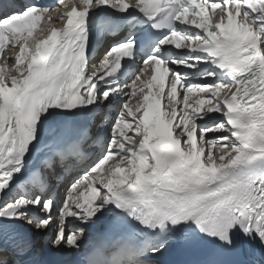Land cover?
Segmentation results:
<instances>
[{
  "label": "snow or ice",
  "instance_id": "obj_1",
  "mask_svg": "<svg viewBox=\"0 0 264 264\" xmlns=\"http://www.w3.org/2000/svg\"><path fill=\"white\" fill-rule=\"evenodd\" d=\"M0 58V264H264V0H0Z\"/></svg>",
  "mask_w": 264,
  "mask_h": 264
},
{
  "label": "bare ground",
  "instance_id": "obj_2",
  "mask_svg": "<svg viewBox=\"0 0 264 264\" xmlns=\"http://www.w3.org/2000/svg\"><path fill=\"white\" fill-rule=\"evenodd\" d=\"M53 22L56 24V26H59L60 25V21L55 16L53 18ZM48 27H49V22H47V21H41L40 24H39V26L37 27L36 34L33 35V37L39 36L41 34V30L42 29H47ZM108 44H110V42H105L104 44L101 45V48L107 47ZM15 51H18V48L15 49ZM5 55L9 58V64L10 65H11V63H14V60L12 59L13 56H14L13 47H11L8 51H6L5 52ZM3 62L4 61H3V58H2V62L1 63H3ZM13 74H14V70H13ZM211 115L215 116L217 114H211ZM208 136H209V138H212V134L211 133H209ZM93 151H95V149H93ZM213 151L215 152L216 150L213 149ZM116 159H118V158H114L112 161H109V165L114 164L116 162ZM109 165H106V167H108ZM61 192L66 195V192L64 191V188L61 189ZM69 227H74V225L73 224H70ZM23 232H26V233L30 232V233H32V236H33V233H35V229L32 228V227H30V226H28V225H24L23 226ZM45 235L46 234H42L41 241H44V236Z\"/></svg>",
  "mask_w": 264,
  "mask_h": 264
}]
</instances>
